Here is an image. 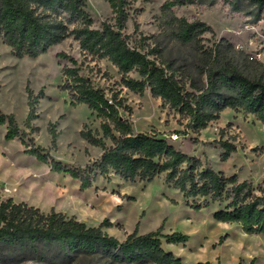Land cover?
Masks as SVG:
<instances>
[{
	"label": "trees",
	"instance_id": "1",
	"mask_svg": "<svg viewBox=\"0 0 264 264\" xmlns=\"http://www.w3.org/2000/svg\"><path fill=\"white\" fill-rule=\"evenodd\" d=\"M112 18L101 27L95 26L87 10V0H0V38L17 58H37L68 37L78 41L83 54L92 60L107 59L121 74L120 84L143 96L147 89L159 98L164 107L176 110L187 119V128L194 132L206 128L220 118L226 109L253 114L264 123V78L247 74L234 56L235 48L226 39L206 46L205 34L213 28L202 20L178 16L174 8L186 4L214 5L220 0H166L162 5V40H175L192 45L202 55L200 73L206 74L205 86L191 82L194 91H188L183 78L177 75L175 63L164 54L162 42L154 35L156 45L144 51L145 45H131L126 32L130 8L136 0H106ZM235 11L251 6L264 9V0H224ZM138 25L136 24V28ZM71 65L62 68L65 77L61 88L67 90L71 103H85L101 119L102 135L84 124L80 136L90 145L103 149L100 160L85 166H72L55 159L50 150L35 143L34 138L21 131L13 113L0 111V124L6 125V140L21 137L25 153L48 163L52 171L69 174L80 182V189L93 186L99 175L115 173L128 182H151L165 173L168 185L178 189L187 198L203 197L197 209L211 203H226L213 216L225 223H237L246 233H264V187L255 188L248 180L240 181L238 174L227 176L201 158L189 155L165 138L145 132H135L133 122L121 115V109L132 112L117 90L109 96L106 90L82 74L77 59L60 52ZM153 56V58H152ZM137 72L140 78L131 74ZM29 111L25 125L29 133L39 132L33 123L43 89L35 93L26 86ZM57 123L48 126L51 149L58 146ZM112 144L107 146L106 140ZM226 161L236 151L230 140H221ZM260 191V193L257 192ZM113 223L104 219L99 225H87L74 215L52 208L49 212L13 197L3 198L0 192V258L17 254L22 260H36L55 264H71L81 258L98 257L113 263L185 264L174 252L164 248L170 244H186L190 235L175 231L163 233V224L147 233L139 232V222L124 240L108 233L105 228ZM222 236L217 244H222ZM255 260L252 261V264ZM197 264H206L199 261Z\"/></svg>",
	"mask_w": 264,
	"mask_h": 264
},
{
	"label": "rangeland",
	"instance_id": "2",
	"mask_svg": "<svg viewBox=\"0 0 264 264\" xmlns=\"http://www.w3.org/2000/svg\"><path fill=\"white\" fill-rule=\"evenodd\" d=\"M166 0H136L130 8L127 33L131 45H145L144 51L156 45L154 35L162 42L163 54L175 63L177 75L183 78L188 91H194L191 82L205 86L206 74L200 73L202 55L192 45L175 40L164 41L161 32L162 5ZM96 27L112 18V10L106 0H87ZM178 16L189 20H202L210 25L215 35L205 34L204 43L212 46L221 39L228 40L235 48L234 56L242 69L253 77L264 78V9L251 6L235 11L224 0L214 5L186 4L174 8ZM136 24L138 27L136 28ZM250 25L249 29L245 25ZM246 29V30H245ZM66 52L81 66L82 74L111 96L117 90L132 107V112L121 109V115L133 122L135 132H145L165 138L185 153L202 159L227 176L238 174L239 180H248L255 188L264 187V123L253 114L233 109L224 110L220 118L212 121L199 132L187 128V119L169 106L164 107L159 98L147 89L140 96L120 84L121 74L107 59L92 60L83 54L74 37H68L37 58L15 57L0 38V111L13 113L20 129L34 138L37 145L50 150L51 155L72 166H85L100 160L103 149L90 145L80 136L84 124L102 135L101 119L85 103L73 105L67 90L61 88L65 81L62 68L71 65L59 56ZM153 58V56H152ZM140 78L137 72L131 74ZM29 83L35 93L41 89V98L34 121L40 131L29 133L25 125L29 106L26 86ZM56 122L59 132L58 146L51 149L48 126ZM6 125L0 124V192L3 198L13 197L16 202L25 201L45 212L52 208L74 215L87 225H99L104 219L113 223L105 228L120 240L136 228L147 233L163 224V233L179 231L190 235L184 244H170L163 238L164 248L174 252L185 264H264V233H246L237 223L216 220L213 213L224 207L214 202L209 207L197 209L203 197L187 198L178 189L168 185L165 173L151 182H128L115 173L108 177L99 175L91 188L80 189L78 179L62 172L52 171L48 163L25 153L22 138L6 140ZM178 138L174 139V135ZM221 140H230L236 151L223 161ZM107 146L112 144L106 140ZM260 193L259 190H257ZM222 236L226 239L217 244ZM0 264H55L36 260H22L17 254L4 255ZM71 264H119L98 257L81 258ZM125 264V263H120ZM151 264V263H135Z\"/></svg>",
	"mask_w": 264,
	"mask_h": 264
},
{
	"label": "built area",
	"instance_id": "3",
	"mask_svg": "<svg viewBox=\"0 0 264 264\" xmlns=\"http://www.w3.org/2000/svg\"><path fill=\"white\" fill-rule=\"evenodd\" d=\"M245 28H246V29H249V28H250V25H248V24L245 25ZM246 29H245V30H246ZM173 137H174V139H177V138H178V134H175Z\"/></svg>",
	"mask_w": 264,
	"mask_h": 264
},
{
	"label": "crops",
	"instance_id": "4",
	"mask_svg": "<svg viewBox=\"0 0 264 264\" xmlns=\"http://www.w3.org/2000/svg\"><path fill=\"white\" fill-rule=\"evenodd\" d=\"M10 197H11V196H10ZM57 211H58V210H57ZM106 231H107V230H106ZM112 235H113V234H112ZM126 236H127V235H126ZM125 238H126V237H125ZM125 238H124V239H125ZM118 239H119V238H118ZM121 241H122V240H121Z\"/></svg>",
	"mask_w": 264,
	"mask_h": 264
}]
</instances>
